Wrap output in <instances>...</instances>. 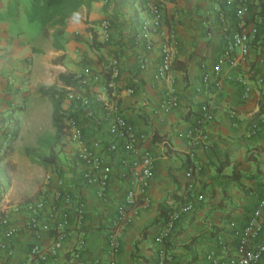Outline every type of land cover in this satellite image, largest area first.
I'll return each instance as SVG.
<instances>
[{
  "label": "crops",
  "instance_id": "crops-1",
  "mask_svg": "<svg viewBox=\"0 0 264 264\" xmlns=\"http://www.w3.org/2000/svg\"><path fill=\"white\" fill-rule=\"evenodd\" d=\"M30 1L0 0V144L17 122L20 124L12 149L8 152L9 146L0 147V197L7 203L11 226L16 230L8 241L15 249L13 264H23L34 245L47 247L54 239V233L37 236L26 229L24 204L40 198L49 204L59 179L75 190L82 174L74 156L69 163L63 162L65 165L58 157L54 164L42 166L28 156L17 157L18 144L26 141L21 148L27 153L37 147L41 135L55 134V126V131L44 128L45 121L54 125V103L42 92L52 86L64 89L60 74L78 78L86 68L98 78L85 85L95 104L92 107L101 112L103 104H117L119 112L146 135L143 146L155 158L151 203L124 230L119 251L111 254L106 239L108 216L124 200L128 183L118 173L117 158L100 150L105 163L114 167L109 194L102 199L93 187L84 190L87 212L83 220L71 205L67 210L71 235L59 260L46 264H76L70 253L81 240L86 241L88 262L161 264L160 252L165 250V264H230V256L237 253L236 232L246 227L264 196V24L251 42L245 62L223 66V73L229 75L218 89L214 83L204 82V74L211 73L212 81L215 78L214 68L226 48L225 34L240 22L235 15L237 2L89 0L68 20L62 48L58 49L53 28H42L36 37H30L17 24ZM150 3L162 6L164 21L157 28L150 27L153 47L147 49L145 40L139 45L136 42L142 36L141 26L154 20ZM259 16L264 17V0H251L247 25ZM104 20L111 23L108 39L103 34ZM167 49L173 68L165 78L157 79ZM173 92L178 106L162 109ZM70 95L68 91L63 107L74 111L79 105ZM80 116L88 141L108 138L104 125H94ZM200 120L205 121L206 138L193 143L183 135ZM62 141L73 145L67 137ZM191 166L195 168L196 190L204 199L196 202L192 211L184 212L172 236L160 243L158 237L165 224L161 221L146 228L159 217L161 207H171L173 213L184 207L188 199L186 173ZM9 170L14 171L17 182L11 183V178L6 182ZM19 204L22 209L14 211ZM220 239L227 245L225 252ZM0 264H4L1 251Z\"/></svg>",
  "mask_w": 264,
  "mask_h": 264
},
{
  "label": "built area",
  "instance_id": "built-area-1",
  "mask_svg": "<svg viewBox=\"0 0 264 264\" xmlns=\"http://www.w3.org/2000/svg\"><path fill=\"white\" fill-rule=\"evenodd\" d=\"M230 1V0H229ZM238 3L235 15L240 21L237 28L226 32V48L224 54L219 58L217 66L214 68L215 78L211 73L204 74L206 84L214 83L220 89L229 74H224L223 66L228 62L231 67L239 66L245 62L250 52L251 42L259 33V24H264V17L259 16L252 20L251 26L246 23V16L250 11L251 0H231ZM149 9L154 17L152 24H143L141 26L142 36L137 40L139 45L142 40L146 41V48L152 49L153 42L150 40L149 31L151 26L158 27L164 21L163 8L159 3H150ZM104 27V37L109 38L111 23L108 20L102 22ZM118 65V61L113 63ZM173 58L170 50H165L163 62L158 69L156 78H165L173 68ZM143 65V64H142ZM80 82L84 85L90 81L97 80L91 68H86L79 76ZM71 92V101H81L84 107L83 115L85 120L91 121L94 125H104L108 138L98 141H88L82 126V116L76 120L71 115L70 108L64 109L65 133L69 141L74 146V160L81 166L82 174L80 186L71 190L65 183V180L59 179L53 191V199L49 204L46 199H34L24 204V210L27 212L26 229L37 236L42 232L54 233V239L49 246L36 244L28 253V258L23 264H46L51 261H58L60 252L64 247L65 241L70 237V219L67 212L71 205H75L78 211L79 219L83 220L87 212V202L84 196V190L87 187H93L99 198H106L109 194L111 181L114 174V167L105 163L100 150L113 154L117 158L118 173L128 183V188L124 200L118 204L115 210L109 213V228L107 234V244L111 254H116L121 246V236L124 230L131 226L140 214L143 208L150 205L149 187L154 178L155 158L152 153L143 146L145 134L137 131L136 127L119 112L117 104L107 102L103 104L102 111L94 109L92 99L85 96L72 87L67 88ZM133 93L134 90H129ZM178 98L174 92L172 96L163 103L162 109H169L178 106ZM78 104V102H77ZM208 106H204V117L207 119ZM204 120H200L198 125L187 131L183 136L198 143L206 138L203 128ZM12 133H8L4 141L0 144L1 149L9 146ZM195 168L190 167L186 173L188 177L187 200L186 204L179 211L170 216L165 225V229L158 237L160 243H164L174 233L177 222L181 219L184 212H190L194 209L195 203L204 199V196L196 190V183L193 179ZM19 212L22 207L17 205L14 208ZM49 209V210H48ZM44 216L46 217L44 219ZM264 196L260 200L252 217L246 227L236 232L238 239L237 253L230 256V264H261L264 255ZM16 230L11 226L10 214L8 213L7 203L0 197V251L4 254V264H13L15 249L8 242L14 237ZM220 245L225 252L227 245L223 239L219 240ZM86 241L81 240L70 253L71 259L76 264H101L99 260L87 261L85 259ZM165 250L160 252V263L167 261ZM210 258L216 263L213 256ZM112 264H118L113 262Z\"/></svg>",
  "mask_w": 264,
  "mask_h": 264
},
{
  "label": "trees",
  "instance_id": "trees-1",
  "mask_svg": "<svg viewBox=\"0 0 264 264\" xmlns=\"http://www.w3.org/2000/svg\"><path fill=\"white\" fill-rule=\"evenodd\" d=\"M90 3L89 0H31V6L28 10V19L30 22H39L42 28H53V38L54 46L58 49L62 48V40L65 33V27L68 20L78 12V10ZM262 24H259V33ZM257 35V36H258ZM59 81L63 84L64 89H58L56 86L45 88L43 94L50 97L54 103V126L56 128L55 134L45 133L37 139V147L28 149V156L32 163L38 165L49 166L54 164L56 159L59 157V153L56 151V148L61 144L65 135V117L66 112L63 105L65 104L67 98V88L72 87L79 92H83L85 96H90L86 90V86L80 82V78L69 75V74H60ZM66 88V89H65ZM93 101V98H91ZM79 108L71 111V115L76 120L80 119V114L84 112V107L81 106L82 102L77 101ZM92 105L95 106L94 102ZM20 135V124L17 122L14 130L12 131V138L9 141V150L12 149L13 144L17 141ZM39 158H37V155ZM8 176V174L6 173ZM185 202V201H184ZM173 214L171 207L163 206L161 207L159 217L154 220L147 229L153 227L159 222H163L165 225L170 219V216ZM135 258L137 257V250L134 253Z\"/></svg>",
  "mask_w": 264,
  "mask_h": 264
},
{
  "label": "rangeland",
  "instance_id": "rangeland-1",
  "mask_svg": "<svg viewBox=\"0 0 264 264\" xmlns=\"http://www.w3.org/2000/svg\"><path fill=\"white\" fill-rule=\"evenodd\" d=\"M27 5H28V9L26 8L27 10L23 11L19 15L20 19L18 18L17 24L19 25V27H22L23 30H26L30 37H36L38 35V33L41 32L42 26H41V24L39 22H30L29 21V19H28V10H29V8L31 6V1L27 2ZM64 108H67V106L64 107ZM44 128L47 129V130L52 129L53 131H55L54 125L52 123L48 122V121L44 122ZM28 137H29V139L31 138V136H28ZM66 137L69 140L67 134L65 133L64 139ZM25 143H26V141H22V142H20L18 144V149H17V152H16V156L17 157H21V158L26 159V157L28 156L27 153L25 152V150H23L21 148V146L24 145ZM60 146H61L62 149L59 152V159L58 160H59V162H62L63 165H65L63 162L69 163L70 161L73 160L72 158L74 156V146L70 145L69 143H66V142L63 143V141L61 142ZM15 151H16V149H15ZM36 155H37V158H39V155L38 154H36ZM7 166L9 167V164ZM12 171L13 170H9V174H8L9 177L6 178L7 179L6 180L7 183H10L9 182L10 178H11V183L12 182H17L16 176L14 175V171L13 172Z\"/></svg>",
  "mask_w": 264,
  "mask_h": 264
}]
</instances>
